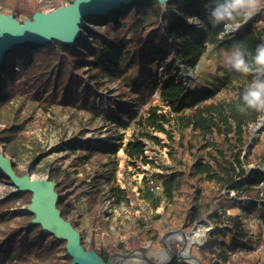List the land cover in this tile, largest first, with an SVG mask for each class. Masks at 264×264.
Here are the masks:
<instances>
[{
	"label": "trees",
	"instance_id": "obj_1",
	"mask_svg": "<svg viewBox=\"0 0 264 264\" xmlns=\"http://www.w3.org/2000/svg\"><path fill=\"white\" fill-rule=\"evenodd\" d=\"M208 3L210 0H169L165 11L158 0H133L111 14L85 18L82 31L73 43L24 42L10 49L7 62L0 68V151L11 159L16 172L24 175L17 165L20 148L34 138L28 132L33 116L21 101L24 93L46 94L51 100L61 95L65 106L83 103L85 108L93 110L96 107L92 100L99 89L111 83H119L121 88H138L144 80L145 87L152 85L158 89L160 100L169 110L151 106L136 121L138 133L124 147L131 163L156 165L147 154L148 141L162 146L157 135L162 133L169 140L168 147L173 149L175 132L183 136L190 130L200 138L202 148L208 150L205 158L192 163L191 177L219 187L204 199L206 210L216 208L226 198L221 191L228 189L245 196V212L257 214L264 225V172L248 168L249 159L244 154L250 126L260 120L263 112L253 109L242 112L239 107L252 75L227 68L222 88L235 92L230 99H218L220 90L207 85L192 88L181 77L184 69L196 68L208 44L233 49L239 43L254 56L257 46L264 43V29L258 27L263 21L262 14L256 12L240 30L221 37L223 25L213 26ZM64 5L65 0H0V11L32 17L34 12L56 10ZM197 19L204 20L209 31L197 32ZM243 21L239 18L240 23ZM117 151L115 146L98 154L111 157ZM90 154L94 155V150ZM99 165L92 182L87 183L90 188L80 194H77L80 186L75 188L74 179L65 177L61 181L60 171L50 174L49 179L57 183L58 208L65 219L69 220L76 210L75 202L81 196L91 209L100 208L106 201L115 207L130 206L131 201L139 198L156 210L177 199H189L196 192L185 172L159 178L145 176L135 191L117 184L118 166L111 158ZM0 182L13 187L0 198L1 225L15 219L21 205L31 203L32 193L18 190L3 174ZM243 215L208 211V218L224 227L218 233L222 238L208 248L199 246L194 257L201 264H221L230 259V253L242 248L236 264H264V240L252 237ZM32 219L33 214L27 212L14 226L0 230V264H65L63 259L69 256L66 247L64 255L61 254V247L66 242L44 234L40 225L31 224ZM127 244L132 249H142L136 237ZM89 246L106 261L115 252L112 243L98 242L94 236ZM179 250L178 245L171 246L173 259L166 264H178Z\"/></svg>",
	"mask_w": 264,
	"mask_h": 264
},
{
	"label": "rangeland",
	"instance_id": "obj_2",
	"mask_svg": "<svg viewBox=\"0 0 264 264\" xmlns=\"http://www.w3.org/2000/svg\"><path fill=\"white\" fill-rule=\"evenodd\" d=\"M72 0H65L68 5ZM55 9H47L50 12ZM9 14L8 10L0 11ZM263 21L259 28L264 29V8L259 11ZM19 22L32 17L14 16ZM196 20V24L197 21ZM202 21L203 24L204 20ZM209 27L197 24L196 31H209ZM232 49L220 48L212 44L207 45V51L200 59L195 71V78L190 76L188 85L192 88L210 86L219 91L218 99H230L235 92L222 88L227 74L224 66V56L230 54ZM188 70L184 69L186 75ZM162 73V72H161ZM136 76V71H132ZM63 96L57 100H51L48 95H37L33 92L24 93L22 102L26 111L32 114L33 122L28 126V132L34 137L25 142L20 148L17 160L18 171L30 173L33 179H49L51 173L60 171L61 181L65 177L74 179L77 194L87 191L92 182L95 169L101 161L111 158L118 166L116 182L121 187H132L135 191L145 176L159 178L169 174L185 172L190 177V182L195 186L196 192L189 199H177L172 204H167L154 210L141 199L131 201L130 206H112L110 202H104L100 208L91 209L87 206L85 197H79L75 204L76 210L69 216V220L76 224L81 232L82 241L86 249L93 236L98 242H109L115 246V251L122 254H131L130 260L124 264H162L164 261H172L173 253L168 250V245L179 246L177 256L178 264H193L189 255H198V247L208 248L216 239H221L218 234L224 231L222 225L213 223L208 218V211L221 214H244V218L251 228L254 239L263 238L264 225L255 213L245 212L246 197L238 196L234 191L223 189L221 194L225 199L216 208L203 205L204 199L209 196L211 190L218 191L215 184L202 181L199 177H191V165L195 159H203L207 156V149L202 148V142L196 133L187 130L183 136L175 132L176 143L173 149L168 147L167 137L158 133L162 140L161 145H155L148 141V156L154 160V166L138 163L134 166L124 152L125 145L133 140L138 133L136 121L151 106H160L164 111L169 107L159 98L158 89L151 85L145 87V81L140 86H125L121 88L119 83H111L97 91L93 99L95 109L85 108L83 103L65 106L62 103ZM18 102L15 103V106ZM117 146V154L109 157L104 153ZM94 155L90 153L93 152ZM244 154L249 159L248 168L260 169L264 172V112L256 124H252L248 133V144L244 148ZM22 175V174H21ZM73 186V188H74ZM13 187L0 182V198L8 194ZM264 197V183L262 185ZM264 201V199H263ZM14 211V209L12 208ZM27 205L20 206L18 216L8 219L0 225V230L5 231L15 225L21 215L27 214ZM201 212V213H200ZM142 232V233H141ZM181 233L186 237L187 244L178 240L174 234ZM167 236H172L167 241ZM136 237L141 248L132 249L128 240ZM61 247V254L64 255ZM186 248V250H185ZM169 253V258L167 254ZM172 253V254H171ZM185 253V254H183ZM243 249L230 253V259L221 264H236L238 256ZM196 258V257H195ZM71 257L63 259L65 264L71 263Z\"/></svg>",
	"mask_w": 264,
	"mask_h": 264
},
{
	"label": "water",
	"instance_id": "obj_3",
	"mask_svg": "<svg viewBox=\"0 0 264 264\" xmlns=\"http://www.w3.org/2000/svg\"><path fill=\"white\" fill-rule=\"evenodd\" d=\"M132 1L73 0L72 3L50 12H34L32 20L25 19L23 23L12 14L0 12V68L7 62L8 51L15 45L24 42L47 44L52 40L73 43L82 31L85 18L95 14H111ZM248 21L249 19L244 20L239 30ZM181 77L188 84L190 76L182 72ZM0 174L10 179L18 190L32 193L31 203L26 210L33 214L31 224L40 225L44 234L66 242L67 254L72 259L70 264H124L130 260L131 254L122 255L115 251L106 261L95 250L86 249L81 232L62 216L58 208L59 193L55 181L47 178L33 179L30 173L18 174L11 159L3 151H0ZM184 246L188 248L190 245L183 243ZM168 250L171 252L169 245ZM189 258L193 264H201L197 258L190 255ZM168 262L169 260L162 264Z\"/></svg>",
	"mask_w": 264,
	"mask_h": 264
},
{
	"label": "clouds",
	"instance_id": "obj_4",
	"mask_svg": "<svg viewBox=\"0 0 264 264\" xmlns=\"http://www.w3.org/2000/svg\"><path fill=\"white\" fill-rule=\"evenodd\" d=\"M158 3L163 10H167V0H158ZM206 7L211 10L209 19L213 26L223 25L222 37L224 34L238 31L241 27L239 18L245 21L250 19L264 8V0H210ZM197 24L205 26L199 20ZM224 66L253 77L242 93L243 104L239 106L240 111L253 109L264 112V43L257 46L254 56L248 54L239 43L234 44L231 53L224 56ZM186 75L195 78L196 73L188 70Z\"/></svg>",
	"mask_w": 264,
	"mask_h": 264
},
{
	"label": "bare ground",
	"instance_id": "obj_5",
	"mask_svg": "<svg viewBox=\"0 0 264 264\" xmlns=\"http://www.w3.org/2000/svg\"><path fill=\"white\" fill-rule=\"evenodd\" d=\"M174 236H175L178 240H180L182 243H184V244L187 243V241H186V237H185L183 234H181V233H176V234L173 235V237H174ZM171 238H172V236H167V241L170 242V241H171ZM185 250H186V248H185ZM183 254H185V253H183ZM167 258H169V253L167 254Z\"/></svg>",
	"mask_w": 264,
	"mask_h": 264
}]
</instances>
